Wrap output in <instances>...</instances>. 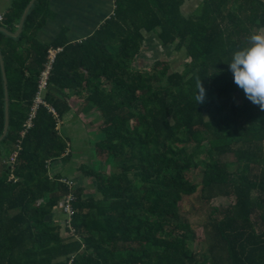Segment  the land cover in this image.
Returning <instances> with one entry per match:
<instances>
[{
	"label": "trees",
	"instance_id": "trees-1",
	"mask_svg": "<svg viewBox=\"0 0 264 264\" xmlns=\"http://www.w3.org/2000/svg\"><path fill=\"white\" fill-rule=\"evenodd\" d=\"M30 1L12 0L0 25L15 32ZM188 1L114 0L91 35L69 42L64 29L44 43L37 33L48 0H35L19 35L0 31L9 101L0 264H264V109L226 64L264 31V0H197L185 14ZM145 33L183 52V69L160 58L135 68ZM53 48L45 103L26 127ZM84 92L100 121L88 144L96 159L79 170L99 197L50 172L72 159L73 141L58 124L74 104L69 95ZM5 107L0 61V136ZM192 169L202 171L198 183ZM68 195L64 236L51 217Z\"/></svg>",
	"mask_w": 264,
	"mask_h": 264
},
{
	"label": "rangeland",
	"instance_id": "rangeland-1",
	"mask_svg": "<svg viewBox=\"0 0 264 264\" xmlns=\"http://www.w3.org/2000/svg\"><path fill=\"white\" fill-rule=\"evenodd\" d=\"M195 2L194 0L186 2L183 8L187 13V10L194 7ZM1 6V4H0ZM196 6V5H195ZM193 11V10H192ZM260 33H264V31H260ZM168 59L170 61V65L173 70H181L183 69V63L185 62V57L183 52L177 51L175 49V45H169L168 47H162L153 34V39L150 37H145V42L142 46L141 52L137 56V60L134 62L135 68H146L149 64H151L156 59ZM85 92L78 97V104H74L76 107L75 110L67 112L63 117L62 120L59 122V128L61 133L63 130L66 132H70L72 130L74 137L72 138L73 141V156L72 159L69 161H59L56 163L50 172L51 174L61 173L63 175H68L66 178L67 181L70 179V183H73L74 187L81 186L83 187V196L88 197L93 195L95 197H99L100 195L96 192V186L93 180L84 175L80 170L79 166L82 161L85 164H92L94 163L96 158L93 154V150L89 144L90 138L95 137L96 135L93 133V130L97 128L98 123L100 121L99 113L92 109L87 111L86 113H82V110L85 109L84 107V96ZM85 146V148H84ZM93 154V155H92ZM55 165V164H54ZM60 171V172H58ZM104 171H107V167ZM188 178L198 183L201 181L202 178V171L199 169H192L187 171ZM223 202V200H222ZM226 200L224 201V203ZM63 200L60 202V205L55 207L53 211V216L51 217L52 222L54 224H60L62 229L61 233L64 236H68L69 233L64 229L65 227V217L63 215L62 209L64 206Z\"/></svg>",
	"mask_w": 264,
	"mask_h": 264
},
{
	"label": "crops",
	"instance_id": "crops-1",
	"mask_svg": "<svg viewBox=\"0 0 264 264\" xmlns=\"http://www.w3.org/2000/svg\"><path fill=\"white\" fill-rule=\"evenodd\" d=\"M194 1L195 2H192L194 7L187 10V13L195 9V5L198 1ZM11 2L12 0H0V14L2 16ZM48 5L50 13L45 24L37 33V38L44 43H52L55 41L64 29L65 37L69 42L80 41L86 38L113 13L115 7L114 0H48ZM183 11L185 12L184 8ZM18 29L19 25L17 30ZM145 37L153 39V33H145ZM66 92L68 93V90H66ZM77 96L79 95H69V98H71L74 104H78ZM74 104H72V109L70 111L75 110L76 107ZM87 111L90 110H86L85 108L82 110V113H86ZM63 133L71 137V139L74 137L72 130H70V132L63 130ZM56 163L54 166H56ZM65 176L68 177V175Z\"/></svg>",
	"mask_w": 264,
	"mask_h": 264
},
{
	"label": "clouds",
	"instance_id": "clouds-1",
	"mask_svg": "<svg viewBox=\"0 0 264 264\" xmlns=\"http://www.w3.org/2000/svg\"><path fill=\"white\" fill-rule=\"evenodd\" d=\"M226 64L246 98L264 109V33L250 34L246 46L235 50ZM199 90L200 102L204 95L201 85Z\"/></svg>",
	"mask_w": 264,
	"mask_h": 264
},
{
	"label": "built area",
	"instance_id": "built-area-1",
	"mask_svg": "<svg viewBox=\"0 0 264 264\" xmlns=\"http://www.w3.org/2000/svg\"><path fill=\"white\" fill-rule=\"evenodd\" d=\"M2 19H3V16L0 14V21ZM59 49L60 48H55V49L53 48V49L49 50V55H48L49 60L46 63V67L41 72V75H40V78H39V83H38V90H37V93L35 95L33 105L31 107V111H30V114H29V119L26 122V127L31 126V120L34 117L38 106L41 103H45L42 94H43L44 90L47 87L48 78H49L50 71H51V68H52V64H53V61H54V58H55V54H56V52ZM52 111L55 112L53 108H52ZM24 131H22V134H24ZM16 157H17V151L12 153V155L10 156V159H9V163L10 162L11 163L14 162L16 160ZM70 199H71V196L68 195L65 198V200L63 201L65 203L64 206H63V210L67 213L68 216H70L73 213V210L70 208V204H69V200Z\"/></svg>",
	"mask_w": 264,
	"mask_h": 264
},
{
	"label": "water",
	"instance_id": "water-1",
	"mask_svg": "<svg viewBox=\"0 0 264 264\" xmlns=\"http://www.w3.org/2000/svg\"><path fill=\"white\" fill-rule=\"evenodd\" d=\"M35 0H31L29 2V4L27 5V7L25 8L23 15L21 17L20 23H19V29L16 32H12L10 30H8L5 26H0V31H4L10 35L13 36H17L19 35L20 31L22 30L23 27V23L25 20V17L30 9V7L32 6V4L34 3ZM0 61H1V66H2V72H3V77H4V82H5V92H6V107H5V112H6V117H5V126H4V131L3 134L0 136V141L1 139L5 136L8 126H9V101H8V86H7V78H6V73H5V69H4V61L0 52Z\"/></svg>",
	"mask_w": 264,
	"mask_h": 264
}]
</instances>
